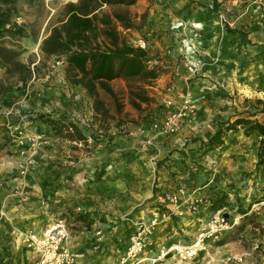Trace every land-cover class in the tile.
Instances as JSON below:
<instances>
[{"label":"rangeland","instance_id":"1","mask_svg":"<svg viewBox=\"0 0 264 264\" xmlns=\"http://www.w3.org/2000/svg\"><path fill=\"white\" fill-rule=\"evenodd\" d=\"M69 1L77 0H16L10 20L23 24L26 36L9 32L0 36V55L29 65L33 72L31 78L21 84L18 81L21 73L17 68L0 60L5 67L0 73V85L12 89L0 96V175H3L2 172L8 176L27 174L29 178L42 179L46 184H51L60 175L63 178L62 189L67 195L62 196L59 208L52 209L54 217L50 223L65 220L69 233L66 243L71 247L74 245L78 251L84 248L83 244L92 242L90 249L95 264L101 263L96 261L103 249H107L110 259H104L101 264L116 262L125 253L138 225L156 217L157 223L148 240L151 245L146 248L147 256L153 257L159 249L171 244L191 243L214 211L210 208V200L221 193L227 197L224 211H229L232 218L238 217L236 224L222 231L217 238L205 240L192 258L180 260L168 255L162 264H264V165H256L258 139L245 137L241 130L229 131L224 143L229 148L234 146V150L222 162V153L218 157L213 156V159L208 153L204 158L202 154L197 156L190 152L191 148H187L189 141H185L184 145L177 141L182 134L185 135L183 130L193 131L192 127L179 129L173 134L163 133L159 126L153 127L152 121L162 117L164 107L159 103L167 85L173 83L181 93L186 87L192 91L189 80L184 83L186 87L182 91L179 81L175 82L171 77L174 74L170 76L172 81H164L167 82L164 88L155 80L149 85L152 102L141 111L129 105L125 82L122 79L111 81L110 85L122 104V111L117 113L112 97L100 91L99 98L104 101L110 114L106 117L96 115L93 99L83 88L66 79L64 57L43 56L39 49L50 26L63 17L64 5ZM224 1L219 0L218 6ZM161 2L163 0H139L127 7L131 14L136 15L135 20L141 23L140 29H119L133 45L146 47L150 55L162 59L158 64L163 75L171 69H179L178 74L183 75L181 69H188L189 66L183 65L186 61L184 55L193 49L185 47L188 50L186 54L171 50L165 38L174 39L179 31L171 27L164 29L165 24L156 20L157 16L172 18L166 11L158 9ZM251 3L253 0L237 1L236 12L244 8L251 10ZM3 8L5 6L0 3V9ZM213 10H220L225 16L227 12H232L231 9L226 12L224 7ZM192 38V32L183 34L177 38V43L184 40L196 46L197 40ZM172 53L175 55L171 57ZM153 63L157 62L150 64ZM33 83L37 86H33ZM221 95L231 101V112L228 114L232 117L246 115L243 106L245 97H257L242 92ZM60 111L81 123L87 137L86 144L55 137L40 120H35L39 113L55 118ZM219 111H222V106ZM220 115L223 118L219 122H225V115ZM116 118L122 123L118 127H115ZM82 121L88 125L82 124ZM105 135H112V138L109 140ZM195 137L188 133L182 139L187 138L192 142ZM155 144L168 150V154L159 160H156L158 155L154 154ZM160 160L167 171L161 165L156 166ZM235 169L243 170L238 173ZM163 172L166 177L178 176V183L175 188L167 187L163 193H159ZM73 173H80L81 177L77 175L74 178ZM208 177L210 182L206 179ZM216 180L218 184L225 183L224 190L216 188ZM208 182L210 186H204ZM181 188L184 191L187 189V192L176 191ZM196 189L200 192L199 200L190 208L192 226L182 228L174 224L166 232H160L159 221L163 218L161 214L165 212V207L163 202L158 203L157 194L167 200L176 194L178 198L172 202L177 204L181 201V195ZM241 210L247 212L243 215L240 214ZM180 217L181 213L170 215L173 220H180ZM148 262L142 264H150Z\"/></svg>","mask_w":264,"mask_h":264},{"label":"crops","instance_id":"2","mask_svg":"<svg viewBox=\"0 0 264 264\" xmlns=\"http://www.w3.org/2000/svg\"><path fill=\"white\" fill-rule=\"evenodd\" d=\"M237 1L241 0H226L219 4L218 7L226 8V12L231 9L232 12H227L226 16L224 13L219 12L220 10H213V0H163L160 3L158 9L166 11L169 17L172 16V18L165 19L163 16H157L156 20L162 22L163 24L160 23L162 25L165 24L164 29L171 27L179 31L174 39L168 36L165 38V41L171 46V50L174 53L187 52L188 50L183 45L184 40L177 43V38L183 34L192 32L194 38L197 40L196 48L190 51L188 55L183 54L186 56L185 60L187 61L183 65L187 66L190 59L197 57H200L203 61L200 68L202 70L197 73H190L186 67V69H181L184 74L179 75V69H171L155 80L161 88H164L163 86L167 83H164V81L169 79L170 82V76L174 74L171 77L175 79V82L179 81L182 91L184 90L183 87H186L184 85L186 80H189L191 83L192 102L194 111L196 112L194 116L192 113L183 119L182 128L180 129H187L190 126L193 128V131L183 130L185 135L182 134V136H186L189 133L206 140L218 128L220 118H223L220 113L225 115V120H232L235 117L228 114L231 112V101L227 96L221 94L226 92L228 94L242 92V94L257 97H262L264 94V8L262 5H257V2L253 0L251 10L244 8L239 9L240 12H236V9H238L236 5ZM195 21L201 23L202 27L195 29L193 26ZM223 21L229 28L235 29V31L230 34L227 33ZM173 55L175 54L172 53L170 56L172 57ZM3 66L0 61V73L5 68ZM33 86L37 85L33 83ZM27 92H29L28 86ZM181 94V92H177L175 101L173 102L174 106L177 105V98ZM165 95L167 96L166 93ZM220 106H222L221 112L219 111ZM216 110H218L219 114ZM182 136L177 138V141H180L183 145L185 141H189L187 148H191L190 152L192 154L200 156L199 141L191 142L187 138L182 139ZM250 136L258 139L256 135ZM153 146H155L154 154L158 155V159L156 160L168 154V150H164L163 146L157 144ZM233 147L229 148L225 142L220 147L210 151L209 156L213 159V156L218 157L222 153L221 161L223 162L228 159L226 156L233 153ZM206 155H203L204 158ZM241 166L245 167L244 164ZM161 167L167 171L166 167L163 165ZM153 168L155 169V166ZM73 170L76 172L74 168ZM235 170L239 173L243 169ZM157 171L160 170L158 169ZM2 173L3 175H0V264H30L34 258V253L22 241V237L32 231H39L50 223L51 218L54 217L52 209L59 208L63 201L62 196L67 195L62 189L63 178L59 175L51 184H46L44 180L29 178L27 174L8 176L6 172ZM79 174L73 173L74 178ZM79 177L81 176L79 175ZM86 178L88 179V177ZM177 178L178 176L166 177L163 172L159 193H163L167 187L175 188L178 183ZM206 179H209V177ZM209 182L204 186L209 187ZM214 184L217 189H225V183L218 184L216 180ZM203 187L201 188L204 189ZM176 191L178 193H185L187 189L184 191L181 188ZM210 191H213V189H210ZM199 192L196 189L191 191V193L181 195V201H178L177 204L163 198L159 193L157 194L158 203L163 202L162 204L165 207V212L161 214V217L166 221L163 218L161 220L164 221V224L161 220L159 221L160 232H166L168 227H173L174 224L182 228L192 226L190 220L193 215H191L190 208L199 200ZM156 213L158 214L159 212ZM178 213H181L180 220L170 218V215H178ZM186 223L191 225H186ZM91 244L93 243L87 242L83 244L84 248H80L79 251L75 249L74 245L71 247L68 244L75 256L74 264H95L93 261L94 256L90 249ZM106 251L107 249H103L101 256H97L96 263L99 261L103 263L104 259H110ZM163 261L162 259L159 264H162Z\"/></svg>","mask_w":264,"mask_h":264},{"label":"trees","instance_id":"3","mask_svg":"<svg viewBox=\"0 0 264 264\" xmlns=\"http://www.w3.org/2000/svg\"><path fill=\"white\" fill-rule=\"evenodd\" d=\"M16 0H0L5 8L0 9V36L4 32L12 35L26 36L25 26L11 22L10 15ZM139 0H77L64 5L63 17L53 23L40 44L43 56H63L66 62V79L75 86H80L93 99V110L96 115L108 116L109 109L99 98V92L109 94L117 113H121L122 104L110 82L122 79L125 82L127 101L135 110L141 111L150 106L152 97L149 95V85L159 78L163 71L158 56L150 55L146 47L133 45L123 35L122 30L140 29L141 23L135 20L127 7ZM218 8L217 0H213V9ZM146 12L142 14L144 19ZM139 17V16H138ZM141 17V16H140ZM227 33L235 29L224 24ZM122 28L119 29V28ZM0 60L13 64L21 75L18 81L24 84L31 78L33 72L25 65L10 57L0 55ZM151 62H157L150 64ZM9 87L0 85V96L11 91ZM244 113L235 115L234 119L219 122L218 128L206 140L195 137L199 141L202 155L208 154L224 144L229 131H242L245 136L256 135L258 146L256 150V165H264V94L262 97L243 99ZM43 123L48 132L55 137H62L74 143L86 144V134L82 125L71 119L66 112L60 111L57 117L39 113L35 120ZM116 120V126L122 123ZM108 130V129H106ZM112 138V135H105ZM162 161H157L159 167ZM225 194H218L210 200V208L217 210L226 206ZM242 211L240 214H245Z\"/></svg>","mask_w":264,"mask_h":264},{"label":"built area","instance_id":"4","mask_svg":"<svg viewBox=\"0 0 264 264\" xmlns=\"http://www.w3.org/2000/svg\"><path fill=\"white\" fill-rule=\"evenodd\" d=\"M257 5L264 8V0H255ZM203 61L200 57L188 61V71L197 73L201 71ZM175 85L171 83L166 87L165 95L159 103L164 107L160 120L152 121L153 127L159 126L163 133L173 134L177 132L183 119L194 112V105L191 92L188 87L177 98V105L174 106L175 96L177 95ZM166 107V108H165ZM81 124V123H80ZM82 124L88 125L85 121ZM178 196L173 194L168 199L176 201ZM227 207L214 210L207 218L202 227L189 244H171L159 249L153 257L146 254V248L151 242L149 236L153 233L157 223V217L152 218L148 223L138 225L132 240L129 242L125 253L114 264H142L149 261L150 264H159L162 259L172 255L180 260L192 258L197 250L203 246L205 240L217 238L222 231L232 228L236 224L238 217H230L229 211H224ZM68 226L65 220L59 219L48 223L39 231H32L22 237V241L30 247L34 253V258L30 264H74L75 256L71 252L66 240L68 238Z\"/></svg>","mask_w":264,"mask_h":264},{"label":"bare ground","instance_id":"5","mask_svg":"<svg viewBox=\"0 0 264 264\" xmlns=\"http://www.w3.org/2000/svg\"><path fill=\"white\" fill-rule=\"evenodd\" d=\"M194 26L195 27H202V24L199 23V22H194ZM184 47L188 48V49H194L196 48L195 44L194 43H189V42H184Z\"/></svg>","mask_w":264,"mask_h":264}]
</instances>
